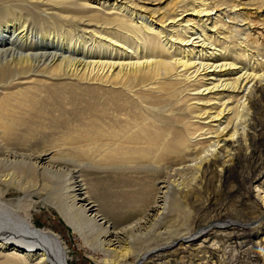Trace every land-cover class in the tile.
Returning a JSON list of instances; mask_svg holds the SVG:
<instances>
[{"label": "bare ground", "instance_id": "1", "mask_svg": "<svg viewBox=\"0 0 264 264\" xmlns=\"http://www.w3.org/2000/svg\"><path fill=\"white\" fill-rule=\"evenodd\" d=\"M147 2L0 0V182L22 191L30 178L34 191L25 193L59 201L58 213L82 239L86 228L97 230V245L111 253L112 264L134 253L126 235L141 228L166 229L171 244L223 221L232 224L219 233L251 232L241 225L264 216V187L257 189L263 209L249 197L263 166L258 178L234 179L239 208L226 203L211 218L192 219L205 175L224 177L225 186L241 161L255 158L264 62L252 25L241 27L247 17L234 11L241 0H181L158 13ZM13 147L27 149L31 160H20ZM61 153L106 169L100 178L81 172L102 182L93 190L117 226L83 192L82 177L58 168ZM63 180L71 184L64 193ZM6 190L0 264H69L61 237L38 229Z\"/></svg>", "mask_w": 264, "mask_h": 264}, {"label": "rangeland", "instance_id": "2", "mask_svg": "<svg viewBox=\"0 0 264 264\" xmlns=\"http://www.w3.org/2000/svg\"><path fill=\"white\" fill-rule=\"evenodd\" d=\"M150 1L151 2H147V6H149L150 10L152 11L157 10L156 13L161 12L165 9L171 11L172 5L175 1L181 3V0ZM260 2V0H241V4L237 8H235L234 11H242L243 16L247 17L244 22L239 23L242 25L241 27L245 28L248 24L252 25L249 31L253 35L252 40L258 39L259 41L258 56L259 59L264 62V5L259 7ZM7 4L16 5V2L8 1ZM227 20L229 21V19ZM256 50L257 49L253 50L252 52L257 53ZM258 111V134L256 140L252 142L254 143V145L251 148V151H255L254 161L251 162L246 159L241 161V165L238 167V171L235 172L234 170H232L231 175L233 176V178H231L230 182H228L229 185L226 184L224 186V177L215 175V173V176L212 174L214 177L212 175L206 177L205 175L201 184V196L198 197L196 206L192 209L194 211L192 213V219H194V216L196 217V219L200 217L211 218L212 215L218 213L220 208L225 207L226 203L229 205V207L231 206L234 208H239L238 202H240L241 195L231 196V189L235 190L237 187V180L234 179L238 178L239 174H241L244 178H246L248 175L255 176L257 178L259 177L264 166L262 164L264 162V96L261 101V107H259ZM15 149L16 148L13 147L10 151L15 153L17 156L19 155L18 157L20 160H22V158H24V161L26 162H29L31 160L32 156L28 155L29 151L27 149ZM23 150H26V152H23ZM62 154L63 153L56 154V156H58L56 157V164L58 165V168L62 167L65 174L70 172V178H75V176H78V180H81L82 177L83 181L81 182L84 183V186L86 187L83 189V192L86 191L92 197L91 201H97L96 204H99V212L104 213L106 215L105 218L108 219L112 225L117 226L118 224L116 223L114 216L112 214L109 215V213L105 209H103L104 205L102 204L104 201L102 200V194H98L93 190V182H96V184L94 185L97 187H101L102 182L95 179L90 180L88 179L89 177H86V175L81 172L82 168L83 171L84 169H87L89 173H98L99 176L98 174L96 176L100 178V174L106 171V169H99L100 167L91 166L83 167V164L81 165V163L71 158L70 156L63 155L62 158ZM67 157L70 158L67 159ZM77 163H79V165ZM230 166L234 167L231 164ZM188 175L190 176V174ZM202 175L203 173L201 174V176ZM29 180L30 178L23 179V184L26 185L23 186L24 188L22 189V191L21 189H19V187H16V184H13V186H7L0 182V193H2L3 190L7 189L6 199L11 202L15 209H17L21 213L28 212L33 215L35 225H37L38 229L51 230L61 237V239L63 240V245L66 248L65 250L69 254V264H112L111 253L105 252L97 245L98 238L101 236V234H99L95 229L86 228L84 231L86 239L85 236L84 239H82L58 213L57 206L59 205V201L57 202V205L55 204V199H52L44 193H42L41 195L33 194L32 196L25 193L31 192L32 190L34 191L31 186L32 181ZM172 180L173 178L170 179V181ZM81 182L75 183V185L78 186L77 184H81ZM247 182L248 181H239L238 185H240L241 188L242 186L246 188ZM259 184L264 187V176L263 178H261V182H254V185H252L253 187L249 189V197L252 202H256V204L260 203L263 209V204L261 203L262 199L259 195L260 192L259 190H257L260 186ZM68 185L71 184H69V182L67 181L64 182L63 180V185H61V187H64V190H62V193L65 192V188ZM256 185H258L257 188L255 187ZM247 186H250L249 183ZM77 188L79 187H76V189ZM106 188H109V186H107ZM244 188L241 190L244 193H247V190H245ZM74 192L75 194H78L80 191ZM64 196L65 194H63V197ZM68 201L70 203L71 201L67 200V204L69 206ZM77 203L78 206L79 204H81V202L78 201ZM231 204H233L234 206ZM148 223H150V221ZM190 223L193 224V220L192 222L190 221L189 224ZM231 224L232 222L223 221L217 225H212L210 227L201 229V232L193 237H188L181 241H177L174 238L171 244L168 243L169 235L167 234L168 231H166V229H163L162 227L158 228V230L147 228L146 233V231H144L145 228H141V230L139 231H143L145 234L142 237L140 236L141 233L139 231L128 233L126 235L132 236L130 240L133 244L132 248L134 249V253L123 260V263L121 264H264V216L261 218L259 223L257 222L255 224L241 225L251 232H244L243 230L234 231L231 229H227L226 231H222L223 233H219L218 230L222 229V227L225 226L229 227V225ZM209 230H211V232L208 234ZM236 233H238L239 235L243 234V237L240 238V241L235 242L233 239L228 240V238L234 237ZM94 236L96 237L94 238ZM155 237L157 238L155 239ZM210 238L212 239V241L208 242V240H211ZM85 240L92 242L94 246L89 248L88 242H85ZM7 252L8 251H6L5 253ZM141 253L143 254V256Z\"/></svg>", "mask_w": 264, "mask_h": 264}]
</instances>
